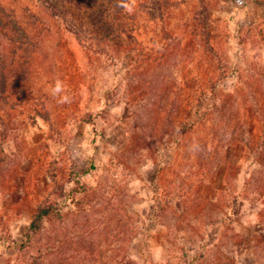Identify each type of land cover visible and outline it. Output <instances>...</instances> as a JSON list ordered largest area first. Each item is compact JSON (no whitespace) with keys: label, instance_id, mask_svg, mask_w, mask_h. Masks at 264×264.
<instances>
[{"label":"rangeland","instance_id":"374dc122","mask_svg":"<svg viewBox=\"0 0 264 264\" xmlns=\"http://www.w3.org/2000/svg\"><path fill=\"white\" fill-rule=\"evenodd\" d=\"M63 1H71L69 19L87 28L89 47L43 14L38 52L50 68L32 84L27 110L8 113L14 121L0 154V264H34L46 235L67 237L69 264H264V170L253 151L264 149V115L254 108L264 102V11L238 0L213 12L216 44L235 72L219 84L231 106L213 114L216 135L199 160V145H188L170 110L180 88L199 82L192 65L200 45L184 37L192 0L170 3L173 36L163 41L161 24L141 15L150 0H129L138 13L132 44L114 27L108 37L101 31L103 0ZM1 5L37 13L31 0ZM34 105L49 121L31 113ZM230 138L241 143L222 145ZM46 205L61 217L22 248Z\"/></svg>","mask_w":264,"mask_h":264},{"label":"trees","instance_id":"16d2710c","mask_svg":"<svg viewBox=\"0 0 264 264\" xmlns=\"http://www.w3.org/2000/svg\"><path fill=\"white\" fill-rule=\"evenodd\" d=\"M31 1L36 4V14H32V10L28 8H22V12L18 9V5L13 7L0 6V154L4 151L2 146L6 145L8 141L14 121V118L12 120V116H9L8 113L12 110L15 116L17 112H21L20 110L24 109V112L27 110L32 84L36 82L41 69L45 70L44 72L47 74L50 68L43 56L42 59V53L38 52L40 43L44 41L43 35L47 31L46 20L42 18L43 14L44 16L49 14L52 18L58 20L59 24L73 35L84 51L87 52L89 47L82 37L84 30L87 28L85 27L83 30L82 26L84 25L80 26L78 22H74L68 17V3L71 1ZM83 1L75 0L77 4H81ZM88 1L89 7L95 6L94 0ZM128 1L103 0V3L99 5V11L103 13L104 19L99 22V26L105 37H108L114 27L117 29L119 36H123L128 44H132L137 41L133 32L138 13L126 8ZM172 1L174 0H150V2L143 5V10H141V15H144L149 23L161 24L158 30L166 35L161 41L171 39L173 36L171 30L172 17L170 16L174 10L172 6L170 7ZM228 1L238 0H192V3L187 5L190 12L186 28H190L191 32L188 33L187 31L184 37L190 43H192L191 40H195L200 45L199 63L192 65V71L196 74L199 82L194 91L189 85H184L179 91L175 90L174 94L178 92L170 110L181 119L180 124L184 127V135L187 138L188 145H199L194 155H192V157H199V160L203 157L202 147L207 145L208 138H211L209 134L212 132L211 135L214 138L216 135V131H214L216 121L213 120V114L229 110L232 102L230 95H221V99L218 93L219 84L225 82L234 74L235 67L230 68L228 66L226 57L220 47L217 46L212 22L213 12L218 9L221 3ZM251 1L264 11V0ZM160 44L161 46L166 45V43ZM149 60L150 58L147 62ZM60 72L56 73L58 78ZM183 93L185 97L180 101V95ZM220 104L223 107L222 110H220ZM34 106L35 108L32 109L31 113L39 116L44 121H49L50 118L44 110L36 105ZM254 108L258 115H264V102L262 100L257 99ZM208 128H210V132ZM195 133L197 139L195 138L194 143L192 137L196 136ZM237 139L230 138L222 145L240 144L241 141ZM246 142L243 141L244 144H253L252 140ZM226 149L228 150V147ZM253 151L256 165L264 170V149L253 148ZM53 217H61V212L56 211L51 205L40 207L30 222L29 233L26 235V241L23 242L22 248L34 243V239L40 236L42 232L44 233L46 228L44 224L47 221L50 224ZM79 237H83V234ZM40 245L39 257L34 264H55L56 260L60 264H69L67 259H71L69 253L71 244L67 241V237L56 242L53 237L49 238V235H46L44 242Z\"/></svg>","mask_w":264,"mask_h":264},{"label":"clouds","instance_id":"9594fccd","mask_svg":"<svg viewBox=\"0 0 264 264\" xmlns=\"http://www.w3.org/2000/svg\"><path fill=\"white\" fill-rule=\"evenodd\" d=\"M60 90V84H59V82L57 83V87H56V89H55V91H59Z\"/></svg>","mask_w":264,"mask_h":264}]
</instances>
